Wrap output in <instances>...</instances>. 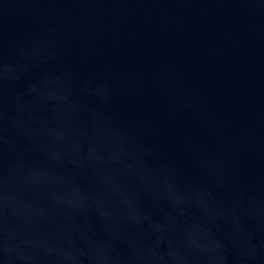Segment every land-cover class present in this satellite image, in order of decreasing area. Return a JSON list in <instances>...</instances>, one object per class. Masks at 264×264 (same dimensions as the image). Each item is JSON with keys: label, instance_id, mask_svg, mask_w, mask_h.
I'll return each instance as SVG.
<instances>
[{"label": "water", "instance_id": "1", "mask_svg": "<svg viewBox=\"0 0 264 264\" xmlns=\"http://www.w3.org/2000/svg\"><path fill=\"white\" fill-rule=\"evenodd\" d=\"M0 264H264V0H0Z\"/></svg>", "mask_w": 264, "mask_h": 264}]
</instances>
